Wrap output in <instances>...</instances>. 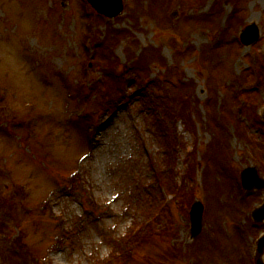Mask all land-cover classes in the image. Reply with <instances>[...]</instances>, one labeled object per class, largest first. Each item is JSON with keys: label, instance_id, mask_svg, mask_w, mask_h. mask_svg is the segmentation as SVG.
Returning <instances> with one entry per match:
<instances>
[{"label": "rangeland", "instance_id": "rangeland-1", "mask_svg": "<svg viewBox=\"0 0 264 264\" xmlns=\"http://www.w3.org/2000/svg\"><path fill=\"white\" fill-rule=\"evenodd\" d=\"M198 1L123 0L95 20L83 0H0V264H264V185L239 179L249 165L264 179V0ZM248 24L258 37L239 45ZM133 63L146 79L103 108L92 84ZM158 170L181 205L119 258Z\"/></svg>", "mask_w": 264, "mask_h": 264}, {"label": "trees", "instance_id": "trees-1", "mask_svg": "<svg viewBox=\"0 0 264 264\" xmlns=\"http://www.w3.org/2000/svg\"><path fill=\"white\" fill-rule=\"evenodd\" d=\"M199 1L198 0H185V3L186 5L185 6H190V5H194L196 3H198ZM212 14L213 12L211 13H208V14H205V15H202V16H199L197 19H200L201 21H206V19H208L209 15H211L212 17ZM211 17L209 18V20L211 19ZM192 19H195L192 18ZM116 31H113V32H109L108 34H106L104 36V39H102L100 42L105 44L106 45V42L110 41L111 38L110 36H112L113 34H115ZM108 45L110 43H107ZM99 47V45L96 44V49ZM147 54V53H146ZM149 55V54H147ZM97 56V55H96ZM96 56H94V58H96ZM137 61V64L140 65V64H143L144 67H147L149 65L150 62H153L152 60H147L146 59V56H145V59H144V56L141 55L139 58L136 59ZM112 64V63H111ZM131 68V70H130ZM130 68L128 69L127 67H125V71H123L122 73H119V74H112L110 76H105L104 77V81L103 82H95L92 84V87H93V90H96L98 91V89L100 91H102V93H100L102 95V98H103V101H105V105L107 107H110V102L112 99H118L120 98L122 95H123V92H121V87L123 85H125L128 81H131L129 78L126 79V77H130L133 79V81H138V82H141L146 79V76H147V71L148 69H138L137 68V65L135 63L131 64L130 65ZM107 77H109L107 79ZM132 81V82H133ZM155 82H158L157 79H154ZM168 82H170V79H167ZM101 86V87H100ZM171 88H173L174 86L173 85H170ZM162 91H163V96H160L162 99H163V109L165 108L166 106V103L168 104V101L171 103V99H170V92L171 90L169 89L168 86L162 88ZM124 93H125V89H124ZM188 97V95L186 96V98ZM181 98H184V97H181ZM174 99H178L177 97H175ZM168 106V105H167ZM169 107V106H168ZM165 186L167 187V189L169 191L172 190V183H170L169 181L167 183H165ZM155 193H152V194H149V195H154ZM146 195H148V193L144 194V195H141L140 196V200H139V203L142 201V203H144V206H145V209H144V212L145 215L147 216H151V214H154V209H155V205H156V194L153 196L152 199H148L146 197ZM155 202V204H154ZM153 205V206H152ZM149 227L151 228V224H149ZM148 229V227H147ZM145 228L144 226L142 228H140L139 232L134 235L135 233H131V232H127L124 236H120L118 238H114V241H113V249L114 250H118V257L120 258L121 255L120 254H123L124 252L122 251V248L121 246L123 247V249H126L127 245H135L136 241L138 240V237H136L141 231H144ZM120 243V244H119ZM106 262H108V260H106ZM105 263V262H104ZM96 264H103V261H100V262H96Z\"/></svg>", "mask_w": 264, "mask_h": 264}, {"label": "water", "instance_id": "water-1", "mask_svg": "<svg viewBox=\"0 0 264 264\" xmlns=\"http://www.w3.org/2000/svg\"><path fill=\"white\" fill-rule=\"evenodd\" d=\"M89 2L101 13L114 17L120 14L122 11V1L121 0H89ZM258 37V29L255 24L247 25L242 31L241 38L245 44H249L256 40ZM248 171V174H245ZM242 184L245 188L251 189L254 187H262L264 181L260 179L256 173L254 167H247L242 172ZM202 214H203V204L199 200H195L191 205L190 220H191V237H195L200 233L202 229ZM258 220L264 218V210H261L259 214L256 215ZM264 244V237L260 241V245ZM256 264H262L260 260H257Z\"/></svg>", "mask_w": 264, "mask_h": 264}]
</instances>
